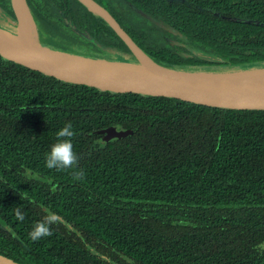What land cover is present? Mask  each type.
<instances>
[{
  "label": "trees",
  "instance_id": "1",
  "mask_svg": "<svg viewBox=\"0 0 264 264\" xmlns=\"http://www.w3.org/2000/svg\"><path fill=\"white\" fill-rule=\"evenodd\" d=\"M25 1L42 45L136 61L78 0ZM94 1L163 66L264 67V0ZM0 11L16 21L11 0ZM186 46L194 52L184 55ZM69 122L76 160L48 168ZM110 127L132 133L106 141L100 131ZM49 211L58 222L33 241ZM261 242L264 109L101 90L0 56L1 255L20 264H264Z\"/></svg>",
  "mask_w": 264,
  "mask_h": 264
},
{
  "label": "water",
  "instance_id": "2",
  "mask_svg": "<svg viewBox=\"0 0 264 264\" xmlns=\"http://www.w3.org/2000/svg\"><path fill=\"white\" fill-rule=\"evenodd\" d=\"M21 1L17 10L15 0H11L16 20L15 30L0 26V56L3 58L61 81L93 86L101 90L166 96L221 108L264 109V82H233L223 78L227 75L264 73V67L194 71L163 66L143 52L114 16L94 0L78 1L113 29L136 61L94 58L53 49L39 43L37 28L27 3L25 0ZM25 23L30 29L27 37L21 32V26ZM95 64L111 68L124 66L130 72L102 69ZM100 133L108 141L125 137L132 131L110 127ZM0 264L20 263L0 254Z\"/></svg>",
  "mask_w": 264,
  "mask_h": 264
},
{
  "label": "clouds",
  "instance_id": "3",
  "mask_svg": "<svg viewBox=\"0 0 264 264\" xmlns=\"http://www.w3.org/2000/svg\"><path fill=\"white\" fill-rule=\"evenodd\" d=\"M57 142L52 144L49 151L46 153V167L63 169L70 167L76 160L75 153L72 150L71 137L74 136L73 126L69 122L61 127L57 133ZM16 217L23 220L22 212L17 209ZM58 222V216L49 211L45 216L43 222H37L31 232L29 233L30 238L35 241L42 237L51 235L49 225ZM258 247L264 250V242H261Z\"/></svg>",
  "mask_w": 264,
  "mask_h": 264
},
{
  "label": "bare ground",
  "instance_id": "4",
  "mask_svg": "<svg viewBox=\"0 0 264 264\" xmlns=\"http://www.w3.org/2000/svg\"><path fill=\"white\" fill-rule=\"evenodd\" d=\"M21 0H15V6L17 8V10L19 9V5L21 4ZM29 27L27 25V23H25L23 25V27L21 26V32L24 36H28L29 35ZM24 37V38H26ZM146 64H148V62H146ZM98 67L102 68V69H108V70H115V71H119V72H130L128 67H124V66H117L115 68H111L109 66L106 65H99V64H95ZM135 71V70H134ZM223 78L233 81V82H249V83H263L264 82V73H255V74H241V75H227V76H223Z\"/></svg>",
  "mask_w": 264,
  "mask_h": 264
},
{
  "label": "rangeland",
  "instance_id": "5",
  "mask_svg": "<svg viewBox=\"0 0 264 264\" xmlns=\"http://www.w3.org/2000/svg\"><path fill=\"white\" fill-rule=\"evenodd\" d=\"M0 16H3V12H1V11H0ZM14 22L13 21L9 22V21H6V20L0 18V26H2L4 28H7V29H10V30H15V27H16L15 24L16 23H14ZM159 25H163V24H159ZM185 48H186L187 51H183L184 55H189L191 51L194 52V49L192 50L189 46H186ZM198 52L203 57L204 56H209V57L213 58V56H211L209 54L203 53L201 51H198Z\"/></svg>",
  "mask_w": 264,
  "mask_h": 264
},
{
  "label": "flooded vegetation",
  "instance_id": "6",
  "mask_svg": "<svg viewBox=\"0 0 264 264\" xmlns=\"http://www.w3.org/2000/svg\"><path fill=\"white\" fill-rule=\"evenodd\" d=\"M2 17V16H1Z\"/></svg>",
  "mask_w": 264,
  "mask_h": 264
}]
</instances>
